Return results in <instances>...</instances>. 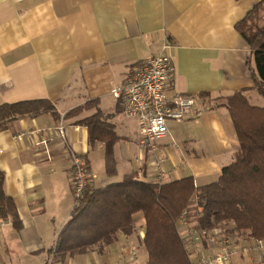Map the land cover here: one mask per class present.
<instances>
[{
    "label": "crops",
    "instance_id": "obj_1",
    "mask_svg": "<svg viewBox=\"0 0 264 264\" xmlns=\"http://www.w3.org/2000/svg\"><path fill=\"white\" fill-rule=\"evenodd\" d=\"M263 0H0V106L47 100L55 112L24 117L0 131L4 191L17 208L21 228H0V264H146L142 213L132 234L109 245L58 260L52 253L76 207L71 183L73 156L86 159L95 189L134 175L146 183L192 177L196 187L219 178L234 162L239 143L228 110L217 101L244 92L260 104L252 71L254 54L237 26ZM170 43L181 94L206 100L198 118L170 123L156 151L141 144L139 125L112 95L144 61ZM84 108L76 116L70 112ZM97 111L119 138L113 162L107 145L90 142L80 124ZM56 114L57 116H55ZM192 210L179 232L193 264L214 258L221 243L193 240ZM227 225V224H226ZM234 226L232 223H228ZM247 232L232 241L235 255L223 264H256Z\"/></svg>",
    "mask_w": 264,
    "mask_h": 264
},
{
    "label": "trees",
    "instance_id": "obj_2",
    "mask_svg": "<svg viewBox=\"0 0 264 264\" xmlns=\"http://www.w3.org/2000/svg\"><path fill=\"white\" fill-rule=\"evenodd\" d=\"M237 28L254 54V87L264 98V0ZM223 100L220 106L230 114L239 151L234 162L223 168L217 181L196 187L192 177L168 183H146L130 175L101 189L89 184L52 249L55 258L63 260L84 254L98 245L113 243L120 233L132 234L138 213L145 219L144 245L149 255L146 264H193L178 229L182 215L192 210H201L197 215L199 228L213 230L218 225L232 223L238 232L264 240V107L253 105L244 92ZM95 104L92 101L68 116H76ZM48 112H55V106L47 100L1 105L0 131L13 120ZM80 124L89 129L91 143L98 140L107 145V165L114 163L113 146L119 138L102 121V113L97 111ZM4 179L0 169V220L9 219L20 229L16 205L4 191Z\"/></svg>",
    "mask_w": 264,
    "mask_h": 264
},
{
    "label": "built area",
    "instance_id": "obj_3",
    "mask_svg": "<svg viewBox=\"0 0 264 264\" xmlns=\"http://www.w3.org/2000/svg\"><path fill=\"white\" fill-rule=\"evenodd\" d=\"M170 48V43H164L160 54L141 63L124 83L112 91L124 115L138 122L141 144L151 151H156L160 141L167 137L170 123L198 118L209 109L206 100H199L176 90V65L168 53ZM72 161L71 183L77 205L91 182V173L84 157L75 155ZM185 216L186 214L182 215L180 220H184ZM5 224L4 220H0V228ZM237 233L235 227L228 224L218 225L213 230H194V242L222 244L214 258H204L202 263L230 262L236 252L232 241ZM252 240L253 244L247 249L256 253V264H264V240Z\"/></svg>",
    "mask_w": 264,
    "mask_h": 264
},
{
    "label": "rangeland",
    "instance_id": "obj_4",
    "mask_svg": "<svg viewBox=\"0 0 264 264\" xmlns=\"http://www.w3.org/2000/svg\"><path fill=\"white\" fill-rule=\"evenodd\" d=\"M223 101H224L223 99H220L217 101V103L221 104V103H223ZM260 102H261L260 104H264V98L262 96H260Z\"/></svg>",
    "mask_w": 264,
    "mask_h": 264
}]
</instances>
